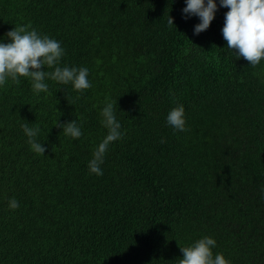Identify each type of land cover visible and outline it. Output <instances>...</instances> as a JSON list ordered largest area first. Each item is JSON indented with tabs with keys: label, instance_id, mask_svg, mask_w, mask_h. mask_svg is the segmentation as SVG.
Instances as JSON below:
<instances>
[{
	"label": "trees",
	"instance_id": "obj_1",
	"mask_svg": "<svg viewBox=\"0 0 264 264\" xmlns=\"http://www.w3.org/2000/svg\"><path fill=\"white\" fill-rule=\"evenodd\" d=\"M216 3L196 35L186 0H0V42L30 26L92 85L0 86V264H177L180 246L204 236L213 258L264 264V59L252 67L227 48L229 9ZM106 101L123 135L97 176L88 163L107 135ZM177 104L188 131L167 123ZM71 120L78 139L55 126ZM25 123L39 126L45 154Z\"/></svg>",
	"mask_w": 264,
	"mask_h": 264
},
{
	"label": "clouds",
	"instance_id": "obj_2",
	"mask_svg": "<svg viewBox=\"0 0 264 264\" xmlns=\"http://www.w3.org/2000/svg\"><path fill=\"white\" fill-rule=\"evenodd\" d=\"M220 6L229 9L225 14L222 28L227 48L233 50L238 59L243 58L252 67H256L264 59V0H220ZM217 10L216 0H186V7L182 12L185 19L190 16L199 17L200 23L194 27V34L199 35L210 27ZM167 23L170 27L174 25V18L171 15ZM29 28L30 26L14 27L6 33L10 42H0V86H4L9 79L19 83L20 77L30 79L32 90L37 95L48 91L46 79L64 85L71 84L78 92H83L92 86L88 80V68L58 66L65 54V49L59 41ZM216 47L213 45V49ZM45 66L54 70L45 71L43 70ZM69 103L71 104L70 101ZM101 116V123L108 130L107 135L95 148L93 158L88 163L90 173L97 176L103 175L100 166L104 163L108 146L121 139L123 135L120 131L121 124L114 114L113 103L106 101ZM167 123L177 131H188L185 126V108L182 104H177L169 111ZM55 126L61 128L64 135L74 139L82 136L81 126L78 125L77 120L66 123L58 121ZM22 128L28 137L27 143L31 146V150L40 155L45 154L46 148L35 139L40 132L39 126L29 127L28 123H25ZM9 207L17 209L19 202L12 198ZM215 246L216 241L211 236H204L190 246H180L183 257L177 259V264H230L222 253L216 254L213 258L212 249Z\"/></svg>",
	"mask_w": 264,
	"mask_h": 264
}]
</instances>
